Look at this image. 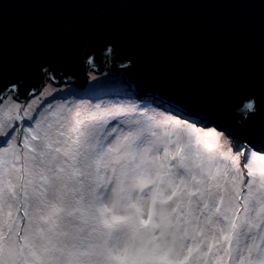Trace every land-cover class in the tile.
Returning a JSON list of instances; mask_svg holds the SVG:
<instances>
[{
    "label": "snow or ice",
    "instance_id": "snow-or-ice-1",
    "mask_svg": "<svg viewBox=\"0 0 264 264\" xmlns=\"http://www.w3.org/2000/svg\"><path fill=\"white\" fill-rule=\"evenodd\" d=\"M20 87L0 88V264H264V147L241 131L258 108L229 142Z\"/></svg>",
    "mask_w": 264,
    "mask_h": 264
},
{
    "label": "water",
    "instance_id": "water-1",
    "mask_svg": "<svg viewBox=\"0 0 264 264\" xmlns=\"http://www.w3.org/2000/svg\"><path fill=\"white\" fill-rule=\"evenodd\" d=\"M89 70L232 138L254 98L241 131L264 147V0H0V88L21 84L7 94L83 88Z\"/></svg>",
    "mask_w": 264,
    "mask_h": 264
},
{
    "label": "rangeland",
    "instance_id": "rangeland-1",
    "mask_svg": "<svg viewBox=\"0 0 264 264\" xmlns=\"http://www.w3.org/2000/svg\"><path fill=\"white\" fill-rule=\"evenodd\" d=\"M124 73L121 72L119 75H109L105 70L101 72L88 71V79L85 87H77L73 83H62L61 85L52 84L50 81H46L41 90L31 96L24 102L16 101L20 104L31 103L36 96L40 95L44 91L51 92V96L45 98L44 107H47L48 103L59 104L65 101L76 104H90V105H101L105 108H130L134 107V112L125 113L122 118L124 119H142L145 116H159V117H167L171 115H177L180 118L190 120V117L181 113L180 111L173 110L172 108L162 106L160 104H154L149 100H142L147 97H138L134 93L129 91V88L124 84L123 81ZM7 95L12 96L11 93ZM43 109H41L42 111ZM38 117L39 112L35 113ZM0 119H6L0 114ZM191 121H195L191 119ZM197 123V121H195ZM199 123V122H198ZM208 124V125H207ZM210 123H204L197 125V127H209ZM15 125L17 128L21 126L27 127L26 123L16 121ZM220 132V131H219ZM225 138V140L231 142L232 137H228L227 134L221 132ZM245 146H247V142L244 141ZM261 147L258 146L260 149ZM243 150V149H241Z\"/></svg>",
    "mask_w": 264,
    "mask_h": 264
},
{
    "label": "clouds",
    "instance_id": "clouds-1",
    "mask_svg": "<svg viewBox=\"0 0 264 264\" xmlns=\"http://www.w3.org/2000/svg\"><path fill=\"white\" fill-rule=\"evenodd\" d=\"M248 104H252L254 106L255 105L254 98L253 99H250L248 101H245L240 108H238V109L235 110L236 113L241 114V115H246V112H247L246 105H248Z\"/></svg>",
    "mask_w": 264,
    "mask_h": 264
},
{
    "label": "trees",
    "instance_id": "trees-1",
    "mask_svg": "<svg viewBox=\"0 0 264 264\" xmlns=\"http://www.w3.org/2000/svg\"><path fill=\"white\" fill-rule=\"evenodd\" d=\"M124 81V80H123ZM124 84L127 86V84L124 82ZM76 86V85H75ZM127 88H129L128 86H127ZM142 100H149V101H151L152 103H154V104H157L156 102H154V101H152L151 99H149V98H143ZM190 122H195V121H191V120H189ZM196 123V122H195ZM196 125H199V124H197L196 123ZM219 131V130H218ZM221 132V131H220Z\"/></svg>",
    "mask_w": 264,
    "mask_h": 264
}]
</instances>
